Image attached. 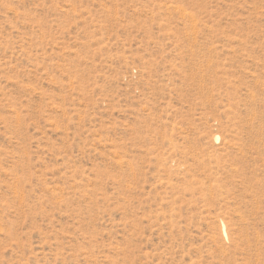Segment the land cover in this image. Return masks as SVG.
Segmentation results:
<instances>
[{
	"label": "rangeland",
	"instance_id": "374dc122",
	"mask_svg": "<svg viewBox=\"0 0 264 264\" xmlns=\"http://www.w3.org/2000/svg\"><path fill=\"white\" fill-rule=\"evenodd\" d=\"M0 264H264V0H0Z\"/></svg>",
	"mask_w": 264,
	"mask_h": 264
}]
</instances>
